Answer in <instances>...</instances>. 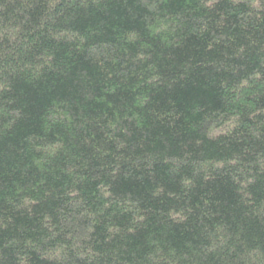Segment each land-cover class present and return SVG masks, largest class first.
Masks as SVG:
<instances>
[{
    "label": "trees",
    "instance_id": "trees-1",
    "mask_svg": "<svg viewBox=\"0 0 264 264\" xmlns=\"http://www.w3.org/2000/svg\"><path fill=\"white\" fill-rule=\"evenodd\" d=\"M0 264H264V0H0Z\"/></svg>",
    "mask_w": 264,
    "mask_h": 264
}]
</instances>
